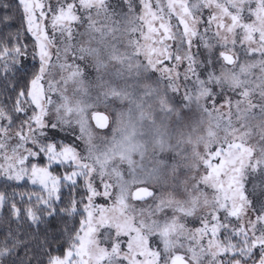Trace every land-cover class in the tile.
I'll return each instance as SVG.
<instances>
[{
  "label": "snow or ice",
  "instance_id": "6c2138e0",
  "mask_svg": "<svg viewBox=\"0 0 264 264\" xmlns=\"http://www.w3.org/2000/svg\"><path fill=\"white\" fill-rule=\"evenodd\" d=\"M0 264H264V0H0Z\"/></svg>",
  "mask_w": 264,
  "mask_h": 264
}]
</instances>
